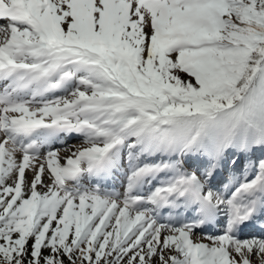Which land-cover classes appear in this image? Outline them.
Segmentation results:
<instances>
[{
    "label": "snow or ice",
    "instance_id": "1",
    "mask_svg": "<svg viewBox=\"0 0 264 264\" xmlns=\"http://www.w3.org/2000/svg\"><path fill=\"white\" fill-rule=\"evenodd\" d=\"M0 264H264V0H0Z\"/></svg>",
    "mask_w": 264,
    "mask_h": 264
},
{
    "label": "rangeland",
    "instance_id": "2",
    "mask_svg": "<svg viewBox=\"0 0 264 264\" xmlns=\"http://www.w3.org/2000/svg\"><path fill=\"white\" fill-rule=\"evenodd\" d=\"M80 143H81L80 139L75 138V139L70 140L68 142V144L60 143V144L55 145V147H58V148H71L72 146L78 147V146H80ZM60 155L63 156V155H65V153L61 152ZM28 175L30 178L31 174L29 173ZM224 175H225V177H227L228 173L225 172ZM237 175L241 176V179L243 178V176L240 172H237ZM45 182H47V179H45ZM124 189H125V181H124V177L122 174H118L115 180H109L107 182V185H106L107 191H115L118 193H122L124 191ZM167 219H168V215H167V212H165L164 215L162 216V220L164 222H167ZM212 231H215V230H212ZM252 232H255V231H252Z\"/></svg>",
    "mask_w": 264,
    "mask_h": 264
},
{
    "label": "trees",
    "instance_id": "3",
    "mask_svg": "<svg viewBox=\"0 0 264 264\" xmlns=\"http://www.w3.org/2000/svg\"><path fill=\"white\" fill-rule=\"evenodd\" d=\"M260 154L259 153H257V156H259Z\"/></svg>",
    "mask_w": 264,
    "mask_h": 264
},
{
    "label": "bare ground",
    "instance_id": "4",
    "mask_svg": "<svg viewBox=\"0 0 264 264\" xmlns=\"http://www.w3.org/2000/svg\"><path fill=\"white\" fill-rule=\"evenodd\" d=\"M249 231H252V230H249Z\"/></svg>",
    "mask_w": 264,
    "mask_h": 264
}]
</instances>
